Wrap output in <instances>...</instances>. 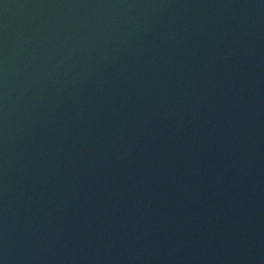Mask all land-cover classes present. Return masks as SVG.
<instances>
[{"label": "water", "instance_id": "obj_1", "mask_svg": "<svg viewBox=\"0 0 264 264\" xmlns=\"http://www.w3.org/2000/svg\"><path fill=\"white\" fill-rule=\"evenodd\" d=\"M0 264H264V0H0Z\"/></svg>", "mask_w": 264, "mask_h": 264}]
</instances>
